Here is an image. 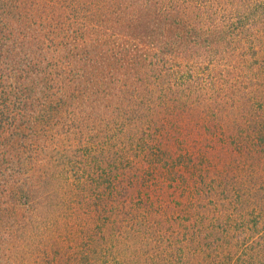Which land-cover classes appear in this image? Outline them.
Listing matches in <instances>:
<instances>
[{
    "label": "trees",
    "instance_id": "1",
    "mask_svg": "<svg viewBox=\"0 0 264 264\" xmlns=\"http://www.w3.org/2000/svg\"><path fill=\"white\" fill-rule=\"evenodd\" d=\"M0 264H264V0H0Z\"/></svg>",
    "mask_w": 264,
    "mask_h": 264
},
{
    "label": "rangeland",
    "instance_id": "2",
    "mask_svg": "<svg viewBox=\"0 0 264 264\" xmlns=\"http://www.w3.org/2000/svg\"><path fill=\"white\" fill-rule=\"evenodd\" d=\"M66 231L69 232L68 229H66Z\"/></svg>",
    "mask_w": 264,
    "mask_h": 264
}]
</instances>
